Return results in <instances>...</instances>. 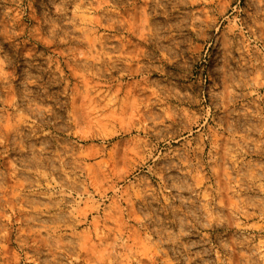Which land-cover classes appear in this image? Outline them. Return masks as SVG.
Instances as JSON below:
<instances>
[{
	"label": "rangeland",
	"instance_id": "obj_1",
	"mask_svg": "<svg viewBox=\"0 0 264 264\" xmlns=\"http://www.w3.org/2000/svg\"><path fill=\"white\" fill-rule=\"evenodd\" d=\"M0 264H264V0H0Z\"/></svg>",
	"mask_w": 264,
	"mask_h": 264
}]
</instances>
